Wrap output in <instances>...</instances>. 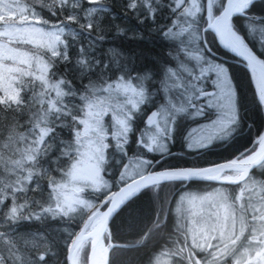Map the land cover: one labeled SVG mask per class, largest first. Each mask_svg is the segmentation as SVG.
Instances as JSON below:
<instances>
[{
	"label": "snow or ice",
	"instance_id": "snow-or-ice-1",
	"mask_svg": "<svg viewBox=\"0 0 264 264\" xmlns=\"http://www.w3.org/2000/svg\"><path fill=\"white\" fill-rule=\"evenodd\" d=\"M229 60L264 108V0H0V264H264Z\"/></svg>",
	"mask_w": 264,
	"mask_h": 264
},
{
	"label": "trees",
	"instance_id": "trees-1",
	"mask_svg": "<svg viewBox=\"0 0 264 264\" xmlns=\"http://www.w3.org/2000/svg\"><path fill=\"white\" fill-rule=\"evenodd\" d=\"M124 43L127 45L129 42L125 41ZM131 47L137 52L143 51L146 55L152 57H155L157 53H161L163 51V49L160 47V42L147 35H145L143 42L132 43ZM228 62L233 66L232 71L236 75L240 92L243 97L244 108L242 114L244 123L247 126L243 128L240 136L238 137L237 143L233 147L229 149L215 148L213 150L215 153L223 155H228L230 152H233L237 148L247 144L257 132L263 130L264 126L261 109L257 107L253 100L252 85L249 82L248 74L242 69V66L237 65L235 61L229 60ZM175 151L177 154H179V143L176 144ZM212 158L218 159L219 157L213 156ZM172 162L175 163L176 161ZM206 190H209V186L204 183L192 186L193 192H205ZM170 191H173L174 194V190ZM171 198L172 196H169V199ZM126 239L128 242L133 241V237L131 236H127ZM147 255L148 253L146 251H141L139 253H128L125 257H123V264H147Z\"/></svg>",
	"mask_w": 264,
	"mask_h": 264
},
{
	"label": "rangeland",
	"instance_id": "rangeland-1",
	"mask_svg": "<svg viewBox=\"0 0 264 264\" xmlns=\"http://www.w3.org/2000/svg\"><path fill=\"white\" fill-rule=\"evenodd\" d=\"M204 193H205V192H193V191H192V195H193V196L204 195ZM191 206H192V207H198L199 205H198V202H196V203H193Z\"/></svg>",
	"mask_w": 264,
	"mask_h": 264
},
{
	"label": "water",
	"instance_id": "water-1",
	"mask_svg": "<svg viewBox=\"0 0 264 264\" xmlns=\"http://www.w3.org/2000/svg\"><path fill=\"white\" fill-rule=\"evenodd\" d=\"M261 109V114H262V118H263V123H264V108H260ZM264 131V126H263V130Z\"/></svg>",
	"mask_w": 264,
	"mask_h": 264
}]
</instances>
